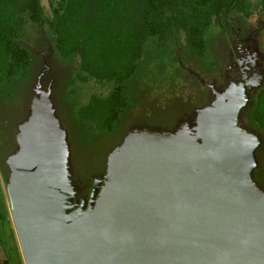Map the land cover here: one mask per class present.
<instances>
[{"label": "water", "instance_id": "obj_1", "mask_svg": "<svg viewBox=\"0 0 264 264\" xmlns=\"http://www.w3.org/2000/svg\"><path fill=\"white\" fill-rule=\"evenodd\" d=\"M43 65L4 159L24 264H264L262 137L243 119L264 76L209 85L211 104L171 128L133 125L80 197Z\"/></svg>", "mask_w": 264, "mask_h": 264}, {"label": "trees", "instance_id": "obj_2", "mask_svg": "<svg viewBox=\"0 0 264 264\" xmlns=\"http://www.w3.org/2000/svg\"><path fill=\"white\" fill-rule=\"evenodd\" d=\"M47 3L45 15L42 0H0V249L10 264H17L19 255L13 245L15 234L5 191L4 159L15 149L16 124L8 125L11 111L6 102L12 103L14 99L5 93L16 82L28 80L24 105L27 110L37 77L33 74L34 39L47 49L54 62L55 75L52 70L47 76L55 82H64L63 100L57 98L56 106L69 132L75 174L89 184L103 169L111 146L120 144L124 133L108 148L100 168L91 173L85 172L78 151L97 148L116 135L126 115L142 105L148 95L151 88L145 81L161 75L162 71L154 66L160 65L161 57L167 55L182 62L186 55L205 71L213 73L215 68L217 74L222 71L218 58L213 55L212 61H207L212 34L227 42L231 27L250 18L256 8L264 11V0L253 6L249 0H48ZM179 72L187 73L184 66L175 74ZM90 84L106 86L108 91L93 92L82 103L80 89ZM58 93L55 92V97ZM25 116L26 111L22 121ZM150 117L146 113L141 117L148 121L144 122L146 126L169 128L184 116L180 115L170 125L154 123ZM243 119L250 129L264 135V87L252 98ZM76 136L82 146L79 149L74 141ZM263 153L264 145L257 152L260 163H264ZM254 177L264 187V166L255 171Z\"/></svg>", "mask_w": 264, "mask_h": 264}, {"label": "rangeland", "instance_id": "obj_3", "mask_svg": "<svg viewBox=\"0 0 264 264\" xmlns=\"http://www.w3.org/2000/svg\"><path fill=\"white\" fill-rule=\"evenodd\" d=\"M48 0H42L43 10L45 15H48ZM258 0H249L251 5H255ZM234 29L241 28V29H259V35H258V42L260 43V49L261 51H264V11L260 8H256L254 13L251 15L250 18L247 20L241 21L238 25L233 26ZM218 34L213 33L212 34V42L209 50V60L212 61V56L218 58V63L220 65L222 64V69L224 67L223 65V55L225 53V49L227 48L226 45L227 42H224L223 39H220L221 37ZM32 50H33V56L34 58V67H33V74H35V77L40 74V72L44 69V61L46 63V67L49 68V71L46 72V74L42 77V83L43 86L46 87V85L53 80V98L54 103L56 106V100L57 98L61 97V101L63 100V92L62 87H64V82H55V79H52L51 77L47 76L50 72L53 75H55V67L54 62H51V58L48 57L47 49L42 48L37 40L34 39L33 43L31 44ZM211 54V56H210ZM182 62L178 60L171 59V57L164 55L161 57V63L160 65H154L156 69L162 71L161 75H153L151 80L147 79L145 82H147V85L149 86V93L148 95L143 98V104L138 105L139 107H135L131 109V111L126 115L124 118V121L122 122L121 126L118 129V132L116 135H113L112 137H109L105 142L97 146V148H94L92 150H87V152H81L78 151V155L80 156V163L85 166V172L91 173L92 171L99 169L103 157L106 154V151L108 148L115 144L122 134L126 133V131L132 127L135 123V125H146L145 123L148 122L144 119H141V117L145 116V113L148 115V117L153 116L151 118V121L154 123H164L165 124H172L175 122L180 115H184L185 113H189L192 109L190 107L193 105L194 107H199L204 103L207 97V91L206 89L200 85L193 77L188 75L187 73H180L179 75L175 74L177 70H179L180 66H184L185 68L199 74L201 77L208 76L209 72L205 71L201 64L194 62L192 59L187 57L186 55H183ZM51 63V64H50ZM154 67L152 66L150 70H152ZM209 71H212V68L210 69L207 67ZM214 72H216V69H213ZM50 73V74H51ZM175 74V75H174ZM36 77V78H37ZM173 79L172 82L169 80ZM36 82V81H35ZM35 84V83H34ZM28 80L24 83L16 82V84L10 89L9 92L5 93V96H10L13 100L12 103L6 102V107L10 112V118L8 120V125H11L14 123L18 124L22 121V117L24 116L25 109L24 105L26 103L27 97L25 95H28ZM34 88V86H33ZM33 90V89H32ZM81 95L80 100L82 103H84L89 96V94L95 92V93H102L105 94L108 91V88L100 87L97 84H90L89 86L82 85V88L80 89ZM59 92L57 97H55V92ZM11 99V100H12ZM141 106V107H140ZM57 108V106H56ZM152 108V109H151ZM151 111V113H150ZM152 114V115H151ZM67 118V117H66ZM141 119L139 122H136L137 120ZM145 122V123H144ZM69 123V122H68ZM125 131V132H124ZM260 136L262 137V145H264V135L259 132ZM76 147L79 149L81 146L79 136L75 137L74 139ZM82 147V146H81ZM114 146H111L113 148ZM264 156V153H263ZM73 161V160H72ZM75 161V160H74ZM264 163L259 162V167H263ZM13 228V224H12ZM14 230V228H13ZM17 240V239H16Z\"/></svg>", "mask_w": 264, "mask_h": 264}, {"label": "flooded vegetation", "instance_id": "obj_4", "mask_svg": "<svg viewBox=\"0 0 264 264\" xmlns=\"http://www.w3.org/2000/svg\"><path fill=\"white\" fill-rule=\"evenodd\" d=\"M252 28L253 27L244 30L241 28H230L231 38L228 39V44L226 45L227 48L225 49V53L222 59L224 67L219 73L217 72L216 74L214 72H209L208 76L201 77L199 74L185 68L187 74L193 77L200 85H202L206 89L207 97L202 105H200L199 107L192 106V110L189 113H185L183 115L184 117L178 119L172 126H174L179 120L190 116L194 109L209 106L211 104V102L213 101V96L209 92V85L214 86L218 91H224L229 86V84L238 83L242 81L245 76L248 79L253 78L255 75L264 76V51H261L260 43L258 42L259 29ZM251 59H257L254 63V66L251 64V62L247 63ZM240 64H243L244 66L241 67ZM247 67H249V70L246 69ZM262 87H264V85ZM262 87H260L258 90H260ZM258 90L252 93L251 99L255 96ZM172 126H170L169 128H171ZM102 170L97 173V175L100 174ZM76 179L78 180V186L80 188L79 196H87L90 192L88 191V189L91 190L92 183L85 184L80 179H78L77 176ZM16 239L17 238L15 234V241L13 242V245L16 247L17 253L19 255L17 264H24L19 244ZM8 259L9 258L6 253L0 249V264H10Z\"/></svg>", "mask_w": 264, "mask_h": 264}]
</instances>
